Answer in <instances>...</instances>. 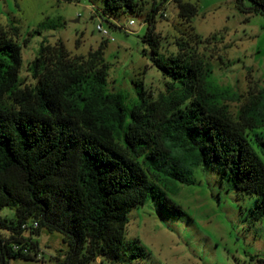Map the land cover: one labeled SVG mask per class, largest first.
<instances>
[{
	"label": "trees",
	"instance_id": "obj_1",
	"mask_svg": "<svg viewBox=\"0 0 264 264\" xmlns=\"http://www.w3.org/2000/svg\"><path fill=\"white\" fill-rule=\"evenodd\" d=\"M250 1L238 5L264 15V0ZM177 3L185 21L198 14L197 5ZM141 8L138 0H105L103 13ZM158 12L154 6L148 13L143 41L169 79L167 88L155 98L143 80H134L130 106L127 93L110 88L108 40L86 56H73L62 39L43 41L27 82L22 46L13 38L19 28L0 32V264L37 261L34 236L44 229L61 233L68 245L61 264L120 263L130 211L156 198L166 210L185 214L166 190L190 183L199 167L216 171L239 193L258 196L250 217L264 216V161L254 146L264 155V134L249 135L264 127V86L250 91L234 117L228 101L240 95L219 84L194 48L192 40L202 37L192 31L177 40L178 51L162 52L153 25ZM50 27L57 23L43 21L34 32ZM5 208L13 214H2ZM134 246L135 259L149 255Z\"/></svg>",
	"mask_w": 264,
	"mask_h": 264
},
{
	"label": "rangeland",
	"instance_id": "obj_2",
	"mask_svg": "<svg viewBox=\"0 0 264 264\" xmlns=\"http://www.w3.org/2000/svg\"><path fill=\"white\" fill-rule=\"evenodd\" d=\"M182 1L198 7L191 22L180 17L177 0H138L140 12L119 15L103 13L105 0H0V32L12 33L11 26L19 28L13 38L22 46L21 76L27 82L31 81L28 64L43 41L54 44L62 39L73 56H86L108 40L109 85L113 91L127 93L130 106L136 97L134 80H143L155 98L167 88L169 79L153 64L150 46L143 41L150 26L147 15L154 6L159 7L153 25L162 36V52L174 53L177 40L188 39L192 31L199 34L202 42L192 40L198 54L212 66L220 85L240 95V100L228 101L236 117L250 91L264 86V15L243 11L238 0ZM243 3L252 5L250 0ZM46 20L56 22L57 27L35 33ZM99 24L109 30V36L98 30ZM256 133L264 134V127L249 135L253 138ZM254 146L264 161L259 147ZM176 188L166 190L167 196L185 214L166 210L156 198L134 207L128 215L124 260L115 263L98 258L92 264H262L264 216L256 222L250 217L258 196L235 191L216 171L202 167L195 169L190 183L178 182ZM1 213L11 215L13 211L5 208ZM34 239L41 253L38 260L12 258L9 264L63 262L68 245L61 233L44 229ZM135 242L148 251L147 257L132 256Z\"/></svg>",
	"mask_w": 264,
	"mask_h": 264
},
{
	"label": "built area",
	"instance_id": "obj_3",
	"mask_svg": "<svg viewBox=\"0 0 264 264\" xmlns=\"http://www.w3.org/2000/svg\"><path fill=\"white\" fill-rule=\"evenodd\" d=\"M129 23H130V24H134L135 22H134V20H130ZM98 30H99L104 36H109V30L106 29L102 24H99V25H98ZM34 225H35V226H38V223L35 222Z\"/></svg>",
	"mask_w": 264,
	"mask_h": 264
}]
</instances>
